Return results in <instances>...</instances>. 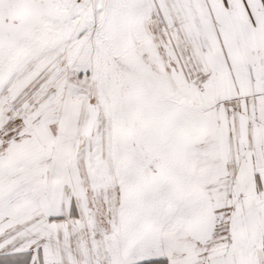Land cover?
<instances>
[{
	"label": "snow or ice",
	"instance_id": "obj_1",
	"mask_svg": "<svg viewBox=\"0 0 264 264\" xmlns=\"http://www.w3.org/2000/svg\"><path fill=\"white\" fill-rule=\"evenodd\" d=\"M0 264H264V0H0Z\"/></svg>",
	"mask_w": 264,
	"mask_h": 264
}]
</instances>
